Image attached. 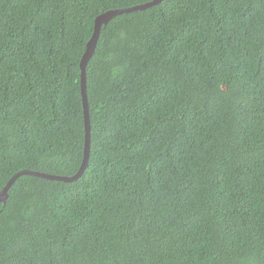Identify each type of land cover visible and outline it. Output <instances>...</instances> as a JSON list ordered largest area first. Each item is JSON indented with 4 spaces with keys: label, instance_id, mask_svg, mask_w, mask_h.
<instances>
[{
    "label": "trees",
    "instance_id": "1",
    "mask_svg": "<svg viewBox=\"0 0 264 264\" xmlns=\"http://www.w3.org/2000/svg\"><path fill=\"white\" fill-rule=\"evenodd\" d=\"M146 1L0 0V189L77 172L94 18ZM85 75L87 166L14 179L0 264H264V0L117 14Z\"/></svg>",
    "mask_w": 264,
    "mask_h": 264
},
{
    "label": "water",
    "instance_id": "2",
    "mask_svg": "<svg viewBox=\"0 0 264 264\" xmlns=\"http://www.w3.org/2000/svg\"><path fill=\"white\" fill-rule=\"evenodd\" d=\"M160 1L161 0H149L143 3L134 4L132 6L110 8L100 12L94 18L93 30L91 36L86 42L85 51L83 52L81 59L79 61L80 93H81L82 115H83V123H84V143H83V157L77 172L73 175L66 176V175L50 174L38 170H29V169L20 170L17 173L13 174L8 179L7 183L0 189V201H5L9 186L14 181V179L20 174L27 173L50 180L72 181L78 178L83 173V171L87 166L88 157H89V148H90V120H89V106H88L87 93H86L85 68L88 60L90 59V57L92 56L95 50L100 28L103 24H106L111 18H113L117 14H120L122 12H130L134 10H142L152 5H155Z\"/></svg>",
    "mask_w": 264,
    "mask_h": 264
}]
</instances>
